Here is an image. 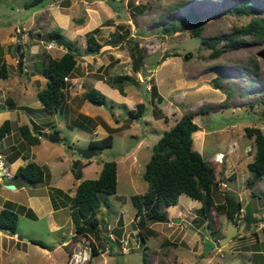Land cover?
Here are the masks:
<instances>
[{"label": "rangeland", "instance_id": "1", "mask_svg": "<svg viewBox=\"0 0 264 264\" xmlns=\"http://www.w3.org/2000/svg\"><path fill=\"white\" fill-rule=\"evenodd\" d=\"M29 1L0 0V40L9 35L12 25L18 27V31L23 25H28L27 18L30 15L28 10L31 8H25L24 5ZM244 1L259 10L255 16L261 19L264 17V0H134V5L135 3L145 5L143 11L134 19L131 17L127 2L124 16L128 18L117 12L115 20L119 29L124 28L123 34L130 32L129 36L131 33L135 35L134 40L138 42L143 56V66L140 70L143 68L145 72L151 71L146 75H141V71H132L129 51L131 43L119 41L117 44L110 42L108 45L106 43L112 41L111 36L104 37L103 34H106L107 30L99 29L98 38L103 46L114 48L118 46L117 54L110 48L103 47L113 52L101 57H107L108 60V66L103 67V72L110 78L119 74L132 75L135 82L132 80L123 82L126 96L131 102L144 103L146 109L141 118H131L125 105L112 102L111 98L99 89L107 98L104 105L98 106L88 100L82 101L80 118L73 116L74 121L70 128L62 123L57 127L62 141L54 143V146L61 148L63 161L58 166L59 163H56L58 159L54 160V167L61 171L58 172L61 184L70 186L69 188L73 186L74 176L70 174L68 177L65 176L70 169L79 172L82 179H94L98 177V171L104 162L111 160L118 162L116 194L107 197L108 206H102L97 214L100 232L98 236L91 234L73 238L75 233L73 229L71 242L68 246H62V250H56L50 256H46L42 254L41 247L29 246L27 253L19 257L14 254V250L19 248V242V245H14V241L8 237L11 236L9 233H5V236L0 233L3 248L10 253L8 261L0 255V264H60V259H63L62 264H144L142 258L145 254L147 264H224L235 259H239L243 264H264V250L261 248V243H264V176L256 181L252 189L247 187L246 180L250 172L246 168V163L252 160L251 151L253 152L254 147L252 140L244 134V127L250 126L258 127L264 133V44L246 34L244 39L247 42L242 47L229 48L220 56L213 58L209 56L211 50L200 43L203 38L210 39L235 33L249 23L252 16H237L224 10ZM112 4L113 8L120 9V0H114ZM190 12L197 15L198 20L189 18ZM111 20L114 21L113 18ZM108 24H111L110 20ZM199 26L201 27L199 37H193L192 29ZM114 28L116 30V27ZM165 28H168V31H165ZM71 41L74 42L73 39ZM74 45L77 47L80 43L75 41ZM84 47L85 50L81 49L87 51L86 44ZM50 52L55 55L56 49ZM11 53L17 57L15 47L14 49L12 47ZM164 54L170 55L165 57ZM94 55L96 59L99 58ZM162 59L164 65L160 68L156 63L162 62ZM153 66L158 69L156 78L161 93L164 96L170 93L176 98L181 97L182 104L181 108L179 107L181 111L173 110L172 114L168 112L166 117L174 119L172 120L174 122L184 113L191 111L196 113L193 121L200 130L208 132L206 144L201 148V155L209 164L213 166L215 163L209 159L212 154L214 157L216 153H225L222 142L215 140L233 139V156L231 157L230 152L226 153V160L233 161V179L226 178L224 181L226 187L223 189L219 186L223 182L219 183L215 201L222 202L224 190L232 193L243 207L237 215L236 222L233 223L236 227L244 225V228L243 233L236 234L223 245L220 239L228 227V219L224 212L214 206L210 209L208 218H205L198 210L200 202L186 194L179 196L175 208L166 209L170 217L167 223L148 222L155 230V235L148 237L146 242L138 235L131 196L143 194L147 190L148 184L143 179V172L145 163L151 156V144L153 145L156 140L154 133L161 127L146 113L151 110L150 102L147 100L150 96L147 86L151 87L153 84L147 79L152 73L149 68ZM216 78L219 79L221 89L214 88L213 81ZM4 84L3 82L2 86ZM109 86L115 88L111 84ZM228 91L229 97L226 94ZM12 97L17 102L24 100L16 94ZM185 105L188 106L186 110L183 107ZM200 109L205 112L199 113ZM112 113L119 115L118 123L121 127L113 119ZM89 115L96 117V120L93 118L91 121ZM61 116L58 113L61 122L69 119V116L66 119H61ZM124 118L127 121L123 122ZM98 121H107L118 128L110 131L113 137L112 146L100 150L89 159H84L69 148L71 146L87 148L89 139L106 136L99 130L96 135L91 134V128ZM131 134L137 138L131 137ZM197 139V136L192 138L193 148L198 151ZM138 140L142 141L137 151H132L134 155L129 156L131 151L129 149L139 142ZM63 143L65 145H62ZM75 160H78V163L73 168ZM82 161L89 163L83 164ZM43 169L48 172L45 167ZM222 173L224 174V170ZM227 173L230 175L232 172ZM17 179L21 182L19 178ZM174 209L180 210L181 213L171 214ZM244 210L253 213L259 220L248 225L244 218ZM66 216L67 212L60 214L62 230L56 233L48 232L44 219L34 221L19 216L16 230L18 240L22 242L23 239L31 240L33 234H37L46 244L50 243L49 240L52 238L60 240L62 235L67 238L70 236L68 229L71 224L73 228L74 224L66 220ZM118 218L121 219L120 223L116 221ZM208 222L210 226L207 225ZM165 241L171 244L162 245ZM90 243H94L97 255H91ZM111 245H114L113 251Z\"/></svg>", "mask_w": 264, "mask_h": 264}, {"label": "crops", "instance_id": "2", "mask_svg": "<svg viewBox=\"0 0 264 264\" xmlns=\"http://www.w3.org/2000/svg\"><path fill=\"white\" fill-rule=\"evenodd\" d=\"M113 1L114 0H69L65 3L63 0H46L41 5L31 7V9L28 10L30 15L27 18V26L23 25L18 31V27L12 25L9 35L0 40V63L5 64L7 72L6 78H0V125L5 120H8L10 123L9 131L0 139V170L4 175L8 176L9 184L15 186L14 189H8L4 185L2 177L0 176V210L6 203H11V208L18 213V218L19 216H25L34 221L44 219L49 233H56L62 230V224L60 221L61 213L67 212L66 220H70V222L72 221L70 214L72 198L80 179H75L71 188H69L70 186L61 184V181L58 180V172L61 173V171L56 170L54 167V160L56 161V159H58V162H56L59 163L58 166H60L63 161L61 158V148L55 147L54 143L50 142L47 138L39 137L37 132L41 131L50 133L55 131L58 133L59 130L57 131V127L62 124L70 128V124L74 121L73 116L80 118L82 115L80 114L81 107L83 106L82 101L86 100L85 94L91 87H95L98 90L100 89L104 94L111 98L112 102L119 105H125L127 111L134 109L136 105L140 103L131 102L127 98L126 92L125 95H121L116 88L110 87L107 83V80L110 77L103 72V67L108 66V60L107 57H101L105 56V54H113V52L111 53V51H107L103 47L110 48L117 54L116 48H118V46L114 48L102 45L98 53H91L88 49L87 51H83L85 48L84 44L88 47L86 34L93 29H98V32L96 33L97 35L95 36L100 43H102L98 38L100 28H105L107 30V33L103 34L104 37H107V35L112 37V33L118 30L119 25L115 20V16L120 12L123 17L126 16H124V12L128 0H120V9L117 7L113 8ZM112 18L114 21L111 20ZM109 20L111 24H108ZM105 22L108 23L104 25ZM114 27H116V30ZM20 29H22V31H20ZM52 30H58L66 41H71L73 39L74 42L76 41L80 43L77 47L73 45L74 50L77 51L79 55L76 58V66L74 70L66 78V97L64 104L55 114L45 112L42 109V103L37 97L38 92L46 87L47 82V79L42 74L44 55L48 54L53 58H59L66 51L65 47L56 43L50 48L47 47L49 42L44 40V35ZM129 37L135 38V35L131 33ZM18 42H20L21 49L24 53L21 67L19 66L18 55L15 57L11 53L12 47L13 49L14 47L16 49V44ZM106 44L109 45L110 41ZM53 49H56L55 55H52L50 52V50ZM94 54L99 58L96 59ZM163 62L164 60L157 65L161 68L164 65ZM149 69L152 70V73L147 80L150 81V84L156 86L157 97H153L150 93L147 100L150 102L151 110L146 113L149 114L148 116L150 119L154 120L160 124L159 126H161L159 127V130L154 133V136L156 137L154 142L156 143L163 131L169 129L170 126L176 122H173L172 120L174 119L166 116H168L169 113L172 114L173 110L181 111L180 108L182 103L181 97L176 98L171 96L170 93H166L164 96L161 93L158 79L156 78L158 69L156 66ZM153 71L155 73H153ZM3 82L5 84L2 86ZM15 94L18 95V97H22L24 99L23 102L15 101L12 97ZM165 98L170 99L167 100ZM183 107L184 110H186V108L188 109L187 105ZM189 110H191V108H189ZM58 113L62 115L61 119H66L67 116H69V119L64 122L59 121ZM112 116L114 117L113 119L115 122L118 123L119 115L112 113ZM172 116L174 117L175 115ZM88 117L91 121L93 118L96 120V117L91 115ZM125 121H127L126 118L123 119V122ZM25 125L28 126L32 135L38 137V142L36 144L30 145L20 134V127ZM118 125L121 127L120 123H118ZM34 126H37L40 129L35 132ZM113 126L114 125H110L107 121H98L95 123V126L91 128V134L96 135L97 130H99L104 135H107L110 131L118 129ZM196 134H198V152L201 154V148L206 144L208 132L202 129L198 130L192 134V138L196 137ZM131 137L137 138L134 134H131ZM91 140L94 139H89V142ZM60 141H62L61 136ZM138 141L139 142L134 146H131L129 149L131 150L128 154L129 156L134 155L132 151H137L142 140ZM215 141L222 142L221 145H223L225 157H223L222 162H216L212 156L213 154L209 159L218 165L224 166V175L228 176V171L233 173V161H229V159L226 160V153L230 152L231 157L233 156V139L223 140V138H217ZM62 145H65V143ZM76 147L79 148L80 146ZM69 149L72 151V148ZM71 155L74 156L73 153ZM235 157L237 156L235 155ZM31 161H34L47 169L48 172L45 171L43 181L37 184H28L23 181L18 182V179L13 177L16 169ZM82 163L88 164L89 162L82 161ZM129 167L130 165L128 162L127 168L129 169ZM101 168L102 167H100L98 173ZM68 174L73 175L71 169L68 173H65V176L68 177ZM223 187H226L224 182L220 185V188ZM170 207L175 208L176 206L174 205ZM29 211H31L33 217L28 216L27 212ZM176 213L180 214L181 211H176L174 209L171 214ZM167 217L169 220V214H167ZM116 221L120 223L121 219L118 218ZM71 225L68 229V234H70V236L66 238L65 235H62L60 240H55L53 238L50 239V243L47 244H49V246L53 245V247L49 250L41 247L42 254L50 256L56 252V250H62V246H68L71 242V230L74 229V226L72 228ZM0 233L5 236L6 232L0 231ZM8 237L14 241V245L20 244L19 248L14 250V254H16L17 257L27 253V250L30 247L40 248L38 245L25 242V239H23V242L19 241L17 233ZM30 239L39 240L40 238L37 234H33ZM1 241L2 236L0 235V255L7 258L6 260L8 261L10 253L3 248ZM60 260V264H62L63 259Z\"/></svg>", "mask_w": 264, "mask_h": 264}, {"label": "trees", "instance_id": "3", "mask_svg": "<svg viewBox=\"0 0 264 264\" xmlns=\"http://www.w3.org/2000/svg\"><path fill=\"white\" fill-rule=\"evenodd\" d=\"M63 1L66 3L69 0ZM43 2L44 0H30L24 7H36ZM128 6L130 7L131 17L133 19L145 8V5L140 3L134 5V0H130ZM224 10L228 14L237 16L250 15L252 17L249 23L240 27L235 33L223 34L210 39H201V45L211 50L210 57L216 58L229 48L242 47L247 42L244 39L246 34L264 44V17L261 19L255 16L259 12L258 9L253 8L249 2L244 1L231 5ZM189 18L198 20L199 17L190 12ZM119 28L112 33L111 40L113 41L116 37H120L122 42L131 43L129 51L132 71L139 72L141 66H143V56L138 42L134 38L129 37L130 32L123 34L122 31H124V28ZM165 31H168V28H165ZM97 32L98 29H93L86 34L88 49L92 53H98L102 46L95 36ZM200 32V26L194 27L191 31L193 37H199ZM44 40L47 42L55 41L56 44L66 49L59 58H53L48 54L44 55L42 63V74L47 79V82L46 87L38 92L37 97L42 103V109L45 112L55 114L64 104L66 97V78L74 70L76 58L79 53L73 48L74 42L66 41L58 30L47 32L44 35ZM169 55L164 54L163 56L167 57ZM22 60L19 59L18 61L22 62ZM6 77L5 64L0 63V78ZM131 80L135 82L130 74H119L109 78L107 81L121 95H125L123 82ZM218 81V78L213 81L215 89H221ZM149 92L153 97H157L155 85H151ZM226 94L227 97L230 96L229 91ZM85 99L98 106L104 105L107 101L106 96L95 87L88 89L85 94ZM204 112L205 110L202 109L199 111L201 114ZM127 113L131 118H141L145 114L144 103H138L134 109L128 110ZM195 115L196 113H192L191 111L184 113L169 129L163 131L160 138L151 147V156L145 163L143 172V179L148 184L147 190L143 194H134L131 196L135 208L134 221H136L138 235L142 241L146 242L148 237L156 234L148 222L168 221L166 209L176 205L181 194H186L191 199L200 202L201 205L198 210L203 213L205 218H208L210 209L215 206L216 209L224 212L227 219L231 218L236 222L237 215L243 208L241 202L227 190L223 191L222 202L216 203L215 192L218 191L217 186L220 182H224L226 178L229 180L233 179L234 173L225 176L222 173L225 169L224 166L216 163L212 166L193 148L192 134L200 130L199 126L193 121ZM9 126L10 123L8 120H5L0 125V139L9 131ZM38 129L40 128L34 126L35 132ZM19 131L30 145L38 142V137L31 134L28 126L20 127ZM244 134L252 140L254 147L253 152L251 151L252 160L246 165L247 170L250 172V176L246 180V185L252 189L256 181L264 176V133L260 128L250 126L244 127ZM112 143L113 137L111 133H108L102 138L91 140L89 147L94 148L95 154H97L100 150L111 148ZM77 163L78 161L75 160L73 168ZM216 170L218 171L217 173ZM71 171L76 180L81 179L79 172H74L73 169ZM44 175L45 171L43 167L31 161L23 166H19L13 177L19 178L28 184H37L43 181ZM116 189L117 163L113 160L106 161L102 164L97 178L82 179L79 181L74 190L70 212L75 230L72 236L73 238L75 236L80 237L91 234L98 236L100 229L97 214L102 206H108L107 197L109 195H115ZM251 193L254 194L253 191ZM27 214L29 217H33L31 211L27 212ZM244 218L248 225L250 223H256L259 220L253 216V213L247 210H244ZM87 219L88 221H85ZM17 224L18 213L11 208V203H6L0 210V228H5L9 231L10 235H15ZM207 225L210 226L209 222ZM31 241L33 244L42 248L51 249L49 245L41 240L32 239ZM167 244L171 243L168 241L162 243V245ZM113 247L114 245H111L112 251ZM261 248L264 250V243H261ZM90 249L91 255L98 254L94 243H90ZM145 255H143L142 260L144 264H147Z\"/></svg>", "mask_w": 264, "mask_h": 264}, {"label": "water", "instance_id": "4", "mask_svg": "<svg viewBox=\"0 0 264 264\" xmlns=\"http://www.w3.org/2000/svg\"><path fill=\"white\" fill-rule=\"evenodd\" d=\"M121 14V12H120ZM125 18H128V16H125ZM119 41H121L120 37H116L113 41H110L113 44H117ZM16 53L19 57V59H23L24 57V53L21 49V45L20 42H18L16 44ZM19 66H22V62H19ZM141 75H146L149 74V72H145L144 69H141ZM37 135L39 137H44L47 138L50 142L52 143H57L60 141V135L57 132H41L38 131ZM72 148V150L77 153L80 157L84 158V159H89L91 158L94 154H95V149L92 147H87V148H78V147H70ZM1 164V162H0ZM0 176L2 177V181L4 182V185L8 188V189H14L15 186L12 184H9V179L7 175H4V173L0 170ZM243 228L244 225H241L239 227H236L235 224L233 223V220L231 218L228 219V227L226 229V233L225 235L220 239V243L221 245H223L224 243H227L231 238H233V236H235L236 234H241L243 233ZM0 231L9 233V231L5 228H0ZM26 242L32 243L31 240L29 239H25ZM224 264H243L242 262H240L239 259H235L232 261H226Z\"/></svg>", "mask_w": 264, "mask_h": 264}, {"label": "built area", "instance_id": "5", "mask_svg": "<svg viewBox=\"0 0 264 264\" xmlns=\"http://www.w3.org/2000/svg\"><path fill=\"white\" fill-rule=\"evenodd\" d=\"M53 45H55V42H54V41H50V42L47 44V47L50 48V47H52ZM147 88L149 89V86H147ZM223 157H224V154L218 153V154H216V155L214 156V160L220 162V161H222Z\"/></svg>", "mask_w": 264, "mask_h": 264}, {"label": "clouds", "instance_id": "6", "mask_svg": "<svg viewBox=\"0 0 264 264\" xmlns=\"http://www.w3.org/2000/svg\"><path fill=\"white\" fill-rule=\"evenodd\" d=\"M149 90H150V87H149ZM218 154V153H217ZM216 162H218V161H216ZM220 162H222V161H220Z\"/></svg>", "mask_w": 264, "mask_h": 264}]
</instances>
